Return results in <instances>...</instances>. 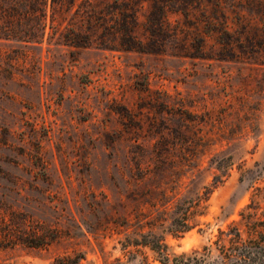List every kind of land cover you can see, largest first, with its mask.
Here are the masks:
<instances>
[{"label": "rangeland", "instance_id": "rangeland-1", "mask_svg": "<svg viewBox=\"0 0 264 264\" xmlns=\"http://www.w3.org/2000/svg\"><path fill=\"white\" fill-rule=\"evenodd\" d=\"M252 4L174 0L169 26L179 31L158 33L145 0L138 48L114 45L111 34L109 45L97 36L70 45L68 20L50 13L39 41L9 34L0 19V209L56 232L47 245L0 248V261L52 264L82 253L81 264H106L123 256L120 239L134 228L125 215L148 209L153 182L137 178V161L165 160L159 177L180 165L182 196L217 184L191 229L166 233L174 252L205 242L252 200L264 211V53L258 60L222 50L219 36L224 12L241 30Z\"/></svg>", "mask_w": 264, "mask_h": 264}, {"label": "trees", "instance_id": "trees-1", "mask_svg": "<svg viewBox=\"0 0 264 264\" xmlns=\"http://www.w3.org/2000/svg\"><path fill=\"white\" fill-rule=\"evenodd\" d=\"M144 1L0 0V19L6 18L10 22L6 28L9 34L18 35L21 30L29 37L27 40L39 41L46 33L50 13L52 20H68L62 35L70 45L86 44L95 36L98 43L109 45L113 43L108 38L111 34L117 37L114 45L138 48L144 44L137 34L139 9ZM150 1L154 5L151 15L147 16L148 22L152 23L150 29L158 33L172 29L178 33V28L169 26V7L174 0ZM252 5L250 18L241 23V30L232 27L224 12L219 36L223 35L224 39L222 50L234 48L232 51L235 52L237 48L239 55L246 53L248 57L260 60L264 53V1L254 0ZM54 27L59 29L60 24ZM164 161L153 164L136 162L137 178L153 181L146 188L144 202L148 209L143 206L125 215L126 229L134 228L120 239L124 255L107 260L106 264H153L142 246L149 247L155 254L154 260H159L160 264H264V211H259L254 200L239 211V218L233 219L226 227L219 226L215 235L205 242L182 252L170 249L166 233L181 236L191 229V221L205 213L207 205L202 202L210 198L217 184H204L203 192L198 189L196 197L182 196V189L188 184L184 175L179 173L181 166L172 164L171 172L159 177L168 171ZM55 233V230L47 233L43 225L29 215L18 219L15 210L0 209V248L17 243L47 245ZM83 257L82 253L59 254L52 264H81ZM0 264L11 263L0 261Z\"/></svg>", "mask_w": 264, "mask_h": 264}]
</instances>
